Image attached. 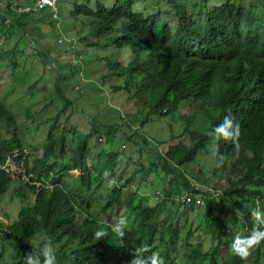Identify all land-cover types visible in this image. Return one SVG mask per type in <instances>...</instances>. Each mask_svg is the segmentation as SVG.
Instances as JSON below:
<instances>
[{
  "label": "trees",
  "instance_id": "obj_1",
  "mask_svg": "<svg viewBox=\"0 0 264 264\" xmlns=\"http://www.w3.org/2000/svg\"><path fill=\"white\" fill-rule=\"evenodd\" d=\"M190 1H172L177 19L171 25L160 6L148 10L137 9L134 0H74L70 10L73 30L70 27L58 34V27L51 28L52 34H56L55 47L61 55H67L65 62L69 55L75 58L73 61H80L79 65V61L77 65L69 63L72 74L79 68L95 71L92 84L98 85L102 96L107 98L111 94L113 99L125 94L124 102H129L126 118L116 108L118 121L97 125L106 128L112 140L114 132L123 130L124 139L139 146L148 161L140 169L141 180L152 186L155 181L160 182L161 193L157 191V196L162 194L176 210L203 207L198 214L206 218V229L192 230L182 237L172 222L165 227L155 218L162 208L148 204L145 200L148 197L136 201L133 193L127 205L135 210L133 216H124L129 226L123 239L111 231L110 223L97 219L85 194L91 192L87 186L98 182L104 169L92 166L90 154L92 149L97 151V157L102 158L99 160L110 173L120 151L93 148L96 144H91L90 132L73 126L76 135L67 152L69 145L64 132L67 126L60 127L59 121L64 107L72 106L74 101L57 86L56 97L63 107L53 116L41 118L43 122H51L45 136H41V155L33 159L25 151L16 112L0 97V198L7 194L19 202L25 200L12 219L7 212L0 214V243L7 245L0 244V264H23L24 255L33 246L38 247L40 238L54 248L58 246L55 253L63 264H130L132 252L145 244L151 252L160 254L162 264H176L173 253L178 250L179 241L189 244L188 264H260L264 242L246 260L231 249L223 259L218 260V256L219 248L224 244L231 247L237 233L250 234L253 209L264 211V13L258 12L257 0L248 5L240 0H224L208 10L201 9L204 4L200 0L198 13L192 10ZM39 9L17 10L14 2L8 0L6 7L0 8L2 41L11 37L13 29L29 23L31 13ZM53 9L50 7V17L55 21L58 13L53 16ZM75 25L80 30L76 34ZM19 41L25 46L29 44L33 55L40 52L28 29L22 31L14 44L0 46V65L15 74L16 82L20 69L16 68ZM79 42L82 45H76ZM97 47L107 51L97 53ZM61 64V59L56 61L58 67ZM71 80L76 85L79 82L74 76ZM86 89V86L77 88L74 95L83 97ZM228 114L240 126L239 148L230 141H215L219 153L226 157L223 165L216 167L214 137L205 135V131L221 123ZM152 121L169 127L170 132L163 140L154 141L155 149L145 152L141 142L148 144L151 138L141 129ZM91 124L96 126L94 122ZM126 127L133 129L128 132ZM200 163L211 167L204 165L200 170L203 179L188 173L190 165ZM72 169L77 172L69 185L62 171ZM92 171L99 173L93 176ZM212 175L219 182L223 179L226 186L208 183ZM199 183L210 186L206 188ZM123 185L113 187L114 200L110 198L105 206L118 198ZM186 191L200 193L203 202L182 203L175 199V194ZM213 191L223 192V196L213 198ZM98 229H105L108 234L96 240L94 234ZM205 240L210 243L209 250L204 247ZM9 246L19 248L22 253L18 255L16 249L15 255L10 254Z\"/></svg>",
  "mask_w": 264,
  "mask_h": 264
},
{
  "label": "rangeland",
  "instance_id": "obj_2",
  "mask_svg": "<svg viewBox=\"0 0 264 264\" xmlns=\"http://www.w3.org/2000/svg\"><path fill=\"white\" fill-rule=\"evenodd\" d=\"M7 1L8 0H0V8H5ZM26 1L30 0H12L14 3L22 2L20 3L21 5H23ZM73 1L74 0H57L58 18L55 21H53V17H50L52 13L50 6H45L39 9L40 11L31 13L34 19L30 18L31 21L24 24V27H17L13 29L11 37H9V39L7 38L8 40L6 39L5 41H2L3 38L0 35V46L5 47L14 44L22 31H26V29H28V34L37 40L35 44L40 51L38 52V55H33L29 44L25 46V44L23 45V43L19 41L16 52L17 58H19V65H17L16 68H20L17 74L18 82L14 80L15 74L11 75L7 67L0 65V97H4L7 101V104L17 114V119L19 121L18 123L22 131L21 136L26 144L25 151L28 152L30 159L37 158L41 155V144L43 140L42 137L45 136L48 123L51 122V120L48 119V123L43 122L41 118L49 116L51 117L58 109L63 107L61 100L56 97L57 86L61 87L74 101L72 106L64 107L65 109L63 110L62 118L59 121L60 127H62L63 124H66L67 126L64 129L69 145L67 152L70 151L72 146L71 141L75 139L76 135L75 132L72 131L73 126H77V128L79 127L87 133L90 132L88 134L89 140L91 144H96L93 146V148L98 147L99 150L103 149L106 151H120L117 153L114 169L111 170L110 176L105 179L104 175L102 174L98 182L94 181L90 186H87V190H90L91 192H86L85 189V197L91 200V211L93 214H95L94 216H96L97 219L114 224L121 216H133L135 207H133V209H129L127 205V200L133 193V199L136 201L143 200L144 197H148L145 199L148 204L162 208L163 211L160 212V214L155 218L159 219V221L165 227L170 222H172L173 225L180 229L182 237L190 234L192 230L196 231L197 229H206V218H201L198 214L202 212L203 207L198 209L196 208L194 210L190 209L189 207H178L179 209L176 210V206L165 199L162 194L157 196V191H161L162 185L160 182L155 181L152 186L150 183H147L148 185H146L145 182L141 180L140 169L143 167L142 165L146 164L148 161L145 159V155L140 153L138 148L139 146L137 147V145L131 143V141L124 139L125 137L123 135V130L114 132V137L112 140L107 129L97 125V123L101 122L110 123L113 121H118L117 116H119V114L116 113V108L118 111H120L121 115H125L126 118L127 112L130 111V105L128 104L129 102H124L125 94H122L120 98H113L114 100L112 99L111 94L107 98L102 96L98 85L94 87L92 84V81L95 78V71L92 73L91 70L86 71L85 68H79V71H75V73L72 74L74 71H70L71 67L69 63L74 62V64L77 65L79 59L77 61H73L75 58L69 55L68 61L65 62L67 55L66 57L61 55L57 50L58 48L55 47L56 44L54 38L56 37V34H52L51 27H58V34H61L60 31L65 32L70 27H72L73 30V20L70 14ZM98 1L109 2V0ZM172 1L173 0H134V4L137 9L145 7L148 10L152 7L153 10H155L158 8V6H160V11L167 15L171 25H175L176 17L173 15L175 9L172 6ZM181 1L186 2L187 0ZM223 1L224 0H202V4L204 5L201 9L208 10L209 8L221 4ZM240 1L248 5L252 0ZM190 2L193 3L192 10H194L195 13L201 11L199 7L200 5L198 4L200 0H192ZM263 4L264 0H257L256 5L259 8L257 9L259 13H264ZM54 22H56V25ZM77 27L76 30L73 31L74 34H76L77 31H80L77 29ZM69 33L70 31H67L66 35L68 36ZM48 34L49 37L47 39ZM76 45L80 46L82 45V42L76 43ZM87 48L90 51L92 50L90 47ZM95 49L97 53L107 51V48L97 47ZM46 50L47 53L44 55ZM53 59H56V61L61 59V66L58 67V65H56V61ZM79 64L80 61L78 65ZM71 76H74L79 80L77 85L71 80ZM8 82H10V84H8ZM75 86L80 90L82 87H87V89L84 90L85 92L83 93V97H76L74 95V92L77 89L74 88ZM80 92L82 93V91ZM50 100L52 101L50 102ZM76 107L80 108L79 112H77ZM82 108H85V111ZM92 122L95 123V127L91 124ZM168 128L169 127L166 128L164 125L153 121L151 123H146L143 126V129H141L143 130L142 132L145 134V136H150L151 138L148 144L141 142V147H144L145 152L155 149L156 142L154 141H156L157 138L163 140L170 132ZM132 129V127H126L128 132H130ZM98 136H101V138H98ZM210 144L211 143H209V145ZM96 152L97 151L92 149L90 154L91 157L89 158L90 163H92L93 167L97 166L98 168L104 169L105 172V170L108 168L102 161H100L102 158H98ZM204 165H206L208 168H211L209 164ZM204 165L201 163L198 165H190V171L188 173L191 176H198V178L203 179L200 170ZM62 172L66 173L63 177L64 181L71 185L77 170H64ZM98 173L99 171H92L93 176H97ZM171 175L173 178H177L176 174ZM214 177L215 175H212L209 178L208 183L215 184L216 186L222 188L226 186L225 183H222L224 182L223 179H220L221 181L219 182L218 178H215L214 180ZM113 178L118 184L122 183L125 185L121 187L118 198L111 204L105 206L108 200L113 196V187L111 189L108 188L107 180ZM49 179L47 182L51 186L52 183L49 181ZM37 184L40 185L39 182ZM198 185L202 184L199 183ZM203 185L206 186V188H209L210 186L209 184ZM163 186H166L165 181H163ZM110 200H114V198H111ZM22 202H25V200H22ZM22 202H19L15 198L11 199L6 194L4 198H0V214L2 215L7 212L10 215V219H12L16 214L18 206ZM5 220L7 219L5 218ZM159 233L160 232L158 231L157 234L159 235ZM206 237L207 236H205V238ZM44 243L45 242L43 239L40 238L38 247L33 246L29 253L32 252L35 256L40 258V248ZM204 243L205 249L209 250L210 243L208 240H205ZM0 244L4 247H7L5 242H1ZM177 244L178 250H176L175 254L173 253L174 262L176 264H188L187 249L189 244L186 241H179ZM57 247L58 246L56 245L55 248ZM230 249V245H222L219 248L218 260L226 257L230 252ZM15 250L19 252L18 255L22 253V250L19 248L14 247L12 249L10 246L7 251L10 254L15 255ZM56 257H58L57 254ZM57 264H63V261L57 260ZM260 264H264V257H261Z\"/></svg>",
  "mask_w": 264,
  "mask_h": 264
},
{
  "label": "clouds",
  "instance_id": "obj_3",
  "mask_svg": "<svg viewBox=\"0 0 264 264\" xmlns=\"http://www.w3.org/2000/svg\"><path fill=\"white\" fill-rule=\"evenodd\" d=\"M34 0L30 1L29 4H33ZM14 3L17 10L21 9L27 4L18 5ZM91 6V5H90ZM45 7V6H44ZM43 8V7H40ZM39 9V8H35ZM93 10L94 7H93ZM57 16V1L56 7L53 9V16ZM205 135H210L214 137L213 148L218 157L216 167H221L226 157L219 153L218 144L215 141L223 139L224 141H230L236 147L239 148V137H240V126L234 123L231 114L225 115L223 121L217 124L214 128L205 131ZM105 179L110 176V173L105 170L103 173ZM107 186L111 189L114 186H118L116 180L108 179ZM213 198L219 199L223 196V192L213 191ZM251 217L253 220V227L248 236H241L239 233L236 234L232 243L231 251L238 256L241 260H246L251 254L252 250L259 247L262 242H264V211H261L258 207L251 211ZM39 218V217H38ZM101 221V220H100ZM129 222L127 217L121 216L114 224H110L108 227L121 239L125 236V229L128 228ZM107 230L98 229L94 236L96 240H100L102 237L106 236ZM31 243V241H29ZM150 253V255H146ZM40 256L43 257L41 261L38 256H35L32 252L27 253L23 257L24 264H57V257L55 254V248L50 242H45L40 248ZM130 264H162L160 259V254L158 252H151L150 246L141 245L132 252V259Z\"/></svg>",
  "mask_w": 264,
  "mask_h": 264
},
{
  "label": "built area",
  "instance_id": "obj_4",
  "mask_svg": "<svg viewBox=\"0 0 264 264\" xmlns=\"http://www.w3.org/2000/svg\"><path fill=\"white\" fill-rule=\"evenodd\" d=\"M56 1L57 0H34L33 4H27L26 6H23L21 9L28 10L30 8H40L44 6H50L52 8L56 7ZM210 193H207L209 195ZM175 199L180 200L182 203H202L204 200V197L201 196L200 193L196 192H182L181 194H175Z\"/></svg>",
  "mask_w": 264,
  "mask_h": 264
},
{
  "label": "bare ground",
  "instance_id": "obj_5",
  "mask_svg": "<svg viewBox=\"0 0 264 264\" xmlns=\"http://www.w3.org/2000/svg\"><path fill=\"white\" fill-rule=\"evenodd\" d=\"M178 3V2H177ZM179 3H181V2H179ZM182 4V3H181ZM180 4V5H181ZM176 7V6H175ZM178 7H180L181 9L183 8V4H182V6H179L178 5ZM186 8V7H185ZM179 9V8H178ZM184 10V9H183ZM176 11V10H175ZM178 11V10H177ZM185 11H186V9H185ZM181 12H183L182 10H181ZM188 12V11H187ZM175 13H177V12H175ZM180 13V12H179ZM185 13V12H184ZM189 14V13H188ZM181 14H178V16H180ZM184 15V14H183ZM185 18V17H184ZM177 19V18H176ZM204 19V18H203ZM193 20V19H192ZM195 20V19H194ZM196 20H198V19H196ZM180 21V20H179ZM201 22V21H200ZM189 23V22H188ZM188 23H187V26H188ZM191 24V23H190ZM191 27V26H190ZM194 36V35H193ZM194 38V37H193ZM194 39H196V37L194 38ZM198 39V38H197ZM172 102V101H171ZM213 104V103H212ZM169 122V121H168Z\"/></svg>",
  "mask_w": 264,
  "mask_h": 264
}]
</instances>
